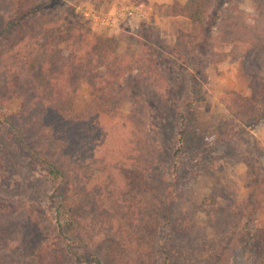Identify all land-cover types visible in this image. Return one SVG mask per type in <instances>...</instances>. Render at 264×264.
I'll return each mask as SVG.
<instances>
[{
	"label": "rangeland",
	"instance_id": "obj_1",
	"mask_svg": "<svg viewBox=\"0 0 264 264\" xmlns=\"http://www.w3.org/2000/svg\"><path fill=\"white\" fill-rule=\"evenodd\" d=\"M181 9L174 5L153 6L151 17L141 22L137 16H141L142 10L150 12L145 9V0H0V88L7 73L5 61L11 62L10 68L14 64L13 69L27 66L28 72L33 66L34 71L35 57L40 54L38 48L47 40L50 60L56 57V50H61L59 56L78 54V57L88 59L89 55L93 56L94 48H105L104 54L110 63L121 59L134 68L132 76L137 75L140 64L147 70H155L150 66L148 55L154 49L162 50L157 39L169 48L178 39L198 45L190 54L192 59H188L193 66L181 62L183 68L169 72L170 76L166 74L167 64L160 69L166 77L174 79L180 95L177 101L180 102L169 107L156 97V93H165L166 84L144 82V86L130 89L129 96L119 100L118 119L112 122H107V118L104 122L100 120V129L106 124L110 137L107 145L98 149L96 167L89 175L74 170L68 176L72 179L69 182L72 186H68L72 201L76 199L75 203L80 206L85 193H90L97 196V204H81V214L76 219L80 227L76 229L78 235L67 234L70 237L67 240L59 234L56 225L58 204L52 200L55 191L52 183L42 169L29 166L28 159L17 149L15 137H12L15 133L7 125L0 126V152L3 155L0 165V255L23 258V246L28 247L23 244L24 236L29 230L35 233V228L39 227L33 246L37 243L41 246L48 256V263L90 264L87 261L96 257L106 262L115 257L118 247L113 243H102L104 237L111 236V222H116L105 212L114 209L115 204L125 206L128 201H133L136 193L131 188L129 191L131 184H124L121 177L132 168L121 161L115 167L112 157L128 153L125 145L135 126L126 129L125 126L129 124L128 117L134 106H139L145 111L146 118L150 116L152 124L159 125L161 148L153 154L154 161L159 164L156 180L178 191L167 193L169 197L162 211H151L155 220L152 226L157 229L153 235L155 246L149 254L154 257L153 264H264V101L256 108L242 111L230 97L233 93L247 99L255 93L264 95V54L254 52L245 58L244 50L235 51L231 43L222 47L227 38L219 35L218 25L207 39L191 21L186 25H177V22L158 24L156 17L160 15L187 18L180 13ZM224 9L236 11L237 15L242 12L247 17L255 16L253 21L264 28V0H226ZM145 35L150 37L149 40ZM100 40L102 45L98 46ZM11 50L14 54H8ZM221 56H226L224 62L219 60ZM116 83L121 86L115 87L117 91L126 88L124 79ZM194 93H198L194 98L196 103L188 109L187 103ZM92 99L89 88L82 86L72 98L74 109L82 112ZM20 104L18 98L13 99L5 104L4 113L17 114ZM179 109H183L184 116ZM238 111L239 117L236 116ZM161 115L165 117L164 124ZM184 117L188 133L183 145L178 134ZM103 160H106L108 170L93 174L102 169ZM73 163L70 164L75 169ZM193 174L199 177L194 179ZM76 177L79 187L73 186ZM150 178L155 180L154 175ZM174 178H179L180 184ZM174 197L178 200L169 206ZM139 203L138 208L142 210ZM125 213L130 215L128 210ZM141 213L139 211L135 216L136 219L139 216L138 225ZM130 218L132 220V216ZM144 219L149 220V217ZM76 237L80 241L74 243ZM124 240L127 247L131 245L125 251L126 258L134 261L138 248L132 239ZM145 251L144 254L147 249Z\"/></svg>",
	"mask_w": 264,
	"mask_h": 264
},
{
	"label": "trees",
	"instance_id": "obj_2",
	"mask_svg": "<svg viewBox=\"0 0 264 264\" xmlns=\"http://www.w3.org/2000/svg\"><path fill=\"white\" fill-rule=\"evenodd\" d=\"M225 2L226 0H190L184 9H181L178 4L174 6L179 7L181 9L180 13L187 16L193 24L198 26L206 38L214 28L217 29L218 25L219 35L227 38L222 47L231 43L235 51L238 49L244 50L243 57L245 58L254 52L264 54V28L253 21L255 16L250 15L247 17L242 12L237 15L236 11L231 12L224 9ZM221 10H224L223 15H221ZM220 16H222L221 20ZM149 38L145 35L146 40H149ZM156 42L161 44L162 50L154 49L148 55L150 66H153L155 70H147L143 66L144 64H140L139 69H136L137 75L134 76L131 75L134 73V68L123 60L115 59L110 63L104 54L105 48H94L93 56L89 55L88 59L78 57V54L71 57L59 56L61 50H56V57L50 60L49 40L38 48L40 54L35 57L37 65L34 66V71L33 66L31 67L32 71L28 70V72L27 66L23 65L21 69H13L16 64L10 68L11 62L5 61L7 73L4 76L3 87L0 88V126L7 125L11 132L15 133V135L11 134L12 137H15L17 149L28 159L29 166L42 169L44 176L52 183L55 190L52 200L53 203L58 204L56 208V225L59 234L65 240L70 238L68 235L70 236L72 232L78 235L76 229L80 227L76 219H78L77 215L81 214L79 212L81 204L90 206L97 204V196L95 197L90 193H85L80 206L75 203L76 199L72 201L70 187L68 188V186H72L69 183L72 179L68 176L74 170L89 175L96 167L99 151L107 145L110 137V135H107L110 131H107L106 124L104 129H100L102 127L101 121L104 122L106 118L108 119L107 122L118 119L120 114L119 100L122 97L129 96L130 89L132 91L144 86L142 84L144 82L155 81L157 84L158 82L166 84L165 93L161 94L159 88L158 91L161 95L156 93V97L164 101L169 107L174 106L180 98L179 92L176 90L177 87L173 83L174 79L166 77L160 69L167 64L168 73L166 74L170 76L171 73L169 72L183 68L180 66L181 62L193 66L190 65L188 59H192L190 54L195 52L198 45L196 42H182L178 39L176 44L169 48L164 43H160L158 39ZM97 45H102L101 40ZM117 47L118 44L113 54L116 53ZM8 54H14V52L11 50ZM260 57L259 59H261ZM219 60L224 62L226 56H221ZM259 67L262 69V66ZM28 73L33 74L30 77L27 76ZM120 79H124L126 88H120L117 91L115 87L121 86L117 85L116 81ZM82 86L89 88L93 99L82 112L78 113L74 109L72 98L77 96ZM253 90L254 88H252V92L255 93ZM197 94L192 95V101L186 102L188 109H191L196 103L194 98ZM230 97H233L238 108L242 111H246L247 108L252 109V107L264 101V95L258 96L256 93L252 94L250 99L241 97L236 93H233ZM15 98L21 101L18 113L11 116L5 114V104ZM255 108H253V111L256 110ZM144 109L146 108L144 107ZM146 110L148 111V109ZM179 111L184 116L183 109H179ZM144 113L145 111L142 108L134 106L131 115L128 117L129 124L125 126V129L130 125L135 126V129L129 133L128 144L125 145L128 153L125 155L119 154L116 158L112 157L115 161V167L121 161L123 165L132 168L130 170L132 172L128 171L125 176L121 177L124 178V184H131L129 191L131 188L136 193L133 196V201H128L125 206L115 204L116 210L113 206L114 209L105 212L113 217L112 220H116V222L115 224L113 221L111 222L112 226L109 230L111 236L104 237L102 243L103 245L113 243L118 247L119 252L115 254L114 258H108L107 262L100 257H96L87 261L90 264H104V262L107 264H153L154 257L149 256V254H152L155 246L153 235L157 233V229L153 228L155 220L151 217V211H160L164 207L165 200L169 197L167 193L170 190L172 193H178V191H175L170 185L166 184L165 186L163 185L164 182L156 180L158 177L155 175L159 170V164L154 161L153 154L161 148L159 147V125L152 124L150 116L146 118L147 115ZM239 114L241 113L238 111L236 116H241ZM161 116L164 124L165 117ZM186 122V117H184L183 121L180 122L181 131L178 134L179 142L183 145L188 133ZM87 131H91L93 134ZM2 162L3 155L0 152V165ZM66 162H69V165ZM72 162L75 163V169L70 164ZM102 164L100 167L102 169L94 171L93 174L108 170L106 160H103ZM151 175H154L155 180L150 178ZM191 177L197 179L199 175L193 174ZM74 179L73 186L79 187L78 177ZM174 180L180 184L179 178H174ZM177 200L174 197L172 201L170 200L169 206ZM138 202H140L142 210H139ZM12 210L19 212L17 209ZM125 210H128L129 216L126 215ZM139 211L142 212L140 215L141 221L139 222L142 228L137 224L139 216H137V219L135 218ZM130 216H132V220ZM145 217H149V220L144 219ZM35 229V233H31L32 230H29L24 236L23 244L28 245V247L23 246L24 257L14 259L11 256L0 255V264H51L48 263V256L41 250V246L39 247L38 243L37 246H33L40 231L39 227ZM76 238L74 243L80 241L79 237ZM128 238L132 239L138 248L134 261L126 258L125 251L131 247V245L128 247L125 245L127 241L124 239ZM92 240L91 244L94 245L95 242ZM146 249L147 253L144 254Z\"/></svg>",
	"mask_w": 264,
	"mask_h": 264
},
{
	"label": "crops",
	"instance_id": "obj_3",
	"mask_svg": "<svg viewBox=\"0 0 264 264\" xmlns=\"http://www.w3.org/2000/svg\"><path fill=\"white\" fill-rule=\"evenodd\" d=\"M190 2V0H145V9H149L150 12H148L147 10L144 11L142 10V13L141 16H137V18L139 19V21H145L146 19H148L150 16V13L152 14V11H151V7L153 6H160V7H170L172 5H175V4H178L180 6H186L188 5ZM154 16V15H152ZM151 17V16H150ZM156 20L157 22L159 21L158 24H165V25H172V24H175L177 22V25L178 23H181V24H191L190 23V20H188L187 18L185 17H172V16H158L156 17ZM184 25V27H186ZM180 30H188V29H180Z\"/></svg>",
	"mask_w": 264,
	"mask_h": 264
}]
</instances>
